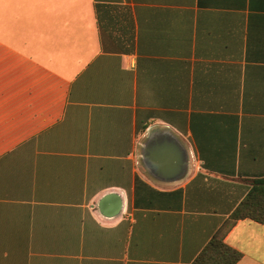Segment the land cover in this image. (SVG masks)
Masks as SVG:
<instances>
[{
	"label": "crops",
	"instance_id": "1",
	"mask_svg": "<svg viewBox=\"0 0 264 264\" xmlns=\"http://www.w3.org/2000/svg\"><path fill=\"white\" fill-rule=\"evenodd\" d=\"M152 127L180 181L140 165ZM260 177L264 0H0V264H190L219 233L264 264V226L229 223Z\"/></svg>",
	"mask_w": 264,
	"mask_h": 264
},
{
	"label": "water",
	"instance_id": "2",
	"mask_svg": "<svg viewBox=\"0 0 264 264\" xmlns=\"http://www.w3.org/2000/svg\"><path fill=\"white\" fill-rule=\"evenodd\" d=\"M189 154L184 144L167 128H149L139 145V163L147 175L159 183H175L184 176ZM100 216L113 218L122 209L115 193L103 195L96 203Z\"/></svg>",
	"mask_w": 264,
	"mask_h": 264
},
{
	"label": "trees",
	"instance_id": "3",
	"mask_svg": "<svg viewBox=\"0 0 264 264\" xmlns=\"http://www.w3.org/2000/svg\"><path fill=\"white\" fill-rule=\"evenodd\" d=\"M248 190L229 214V223L251 220L264 226V177L248 180ZM241 254L214 235L190 264H235Z\"/></svg>",
	"mask_w": 264,
	"mask_h": 264
}]
</instances>
